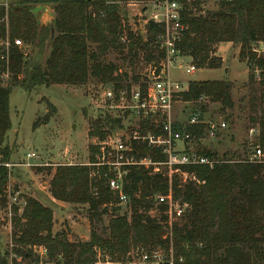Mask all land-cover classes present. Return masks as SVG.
Masks as SVG:
<instances>
[{"label":"trees","instance_id":"obj_1","mask_svg":"<svg viewBox=\"0 0 264 264\" xmlns=\"http://www.w3.org/2000/svg\"><path fill=\"white\" fill-rule=\"evenodd\" d=\"M123 1L6 0L10 39L20 38L25 50L9 46V85L0 84V208L7 204L5 164L10 151L5 140L11 126L8 101L12 86L30 91L36 86H79L95 80L129 91L128 79L139 78L121 72L113 62H105L110 50H116L130 66L141 60L158 67L164 58L156 42L162 29L149 23L144 38L132 32L127 13L118 3ZM36 7L49 11L44 21ZM3 13L0 8V16ZM182 21L185 30L176 49L197 69L220 68L222 60L216 55V48L231 43L239 48V56L250 70H259V93L250 98L256 113L250 121L255 124L252 128L258 131L257 144L264 152V56L251 51L253 42L264 41V0L220 3L203 15L185 13ZM4 30V25H0L1 38ZM254 82L249 74L248 85L253 88ZM200 97L227 108L233 105L231 84L219 80L189 81L187 89L173 95V100L198 103ZM48 119L45 116L46 123ZM121 126V117L101 113L89 134L102 139ZM147 127L145 122L143 128ZM204 127L197 124L188 130L200 138ZM134 147L138 157L164 160V155L145 144ZM89 152V160L95 162L96 147H89ZM200 153L215 163L212 167H184L190 174L185 180L175 174L169 183L161 174L132 168L124 185L129 196L125 213L120 212L118 199L108 190L107 169L57 165L51 172L47 168L52 199L87 205L89 238L70 241L64 231L53 234L52 209L28 197L21 214L15 213L12 218L11 252L30 259L29 264H39L33 246H42L49 262L56 263L60 257L64 262L93 264L94 248H98L110 256L113 264H130V254L136 249L172 247L174 264H264V162H249L248 157H217L208 148ZM169 188L175 198L188 205L182 218L171 225L163 205L154 201L155 195L165 194ZM7 255L8 249L0 246V264H10ZM178 258L182 261L178 262Z\"/></svg>","mask_w":264,"mask_h":264},{"label":"rangeland","instance_id":"obj_2","mask_svg":"<svg viewBox=\"0 0 264 264\" xmlns=\"http://www.w3.org/2000/svg\"><path fill=\"white\" fill-rule=\"evenodd\" d=\"M131 1L133 0L118 3L124 10L127 8V2ZM216 8L212 6L213 10ZM35 9L39 10L42 21L48 17L49 11L40 10L39 7ZM126 17L128 20L127 15ZM216 49V54L224 58L220 68L196 69L187 74L185 68L190 65V60L185 57L177 59L170 65L169 76L173 81L180 82L183 90H186L189 81H226L231 84L232 107L227 108L220 103L209 102L207 98L198 103L176 99L172 103L171 115L175 121H186L196 115L217 125L224 122L225 127L221 128L215 137L210 138L204 130L199 140L193 142L197 144L198 149L208 148L217 157L245 158L251 152L249 143L253 140L250 129L255 127V124L250 121V116L256 112H253L250 98L257 97L259 93L256 84L259 80V70H250L246 61L239 56V48L231 43H222ZM28 50L26 48V52ZM104 61L113 62L121 72L128 73V76H138L137 81L128 79L130 88L140 86L151 73L150 64L136 60L130 66L127 61H122L116 50H110ZM180 62L182 67H178ZM249 74L255 79L253 88L248 85ZM9 80L10 75L2 81V85H9ZM106 86L108 85L99 84L95 80L79 86H36L30 91L20 86H12L9 95L8 112L11 126L5 140V145L10 151L7 163L8 186L14 191H19L24 199L32 197L49 206L52 213L54 212L52 233L64 231L70 241H86L89 238L87 205L63 203L54 199L56 202H50L48 183L51 176L47 174V168L53 172L57 165H83L91 162L89 147H94L92 142L96 137L91 136L89 132L93 130L98 115L121 114L118 109L106 111L96 108L95 105L98 103L96 96ZM201 107L204 110H201ZM45 116L49 117L47 123ZM124 121L126 122L127 118H124ZM35 122L36 126H33ZM28 153L36 155L30 160V163L36 164L35 166L22 165L26 162ZM126 211H128L126 206L120 209L121 213ZM106 221L105 217L104 223ZM8 237L7 230L0 226V246L3 250L8 249L7 256L12 259V264L32 263L30 259L13 256L9 250L11 247L8 244ZM130 255H134V252ZM42 261V264L51 263L44 258Z\"/></svg>","mask_w":264,"mask_h":264},{"label":"built area","instance_id":"obj_3","mask_svg":"<svg viewBox=\"0 0 264 264\" xmlns=\"http://www.w3.org/2000/svg\"><path fill=\"white\" fill-rule=\"evenodd\" d=\"M234 0H133L127 2L125 9L128 20L127 25L132 32L139 33L143 38L146 35L148 24H154L162 29V34L157 37L158 48L163 51L164 58L159 66L151 63V73L143 81V87L116 89L112 84L98 92L95 105L99 110L118 109L120 115H111L122 118V126L106 133L104 138L96 137L92 145L96 147L95 162L83 164L92 168H105L110 177L107 181L108 190L116 197L122 207L129 203V196L124 192L126 176L132 168H144L152 173L161 174L171 182L173 175H179L184 180L190 178L189 171L184 167L208 166L212 167L215 160L202 155L201 149L193 141L199 140L188 128L197 124H204V130L210 138L223 127L224 122L218 125L210 121L202 120L196 115L186 121H175L172 118L173 95L184 91L178 81H173L169 76V67L177 59H184L176 49L184 33L185 25L182 16L185 13L203 15L212 6L218 7L220 3H228ZM7 2L0 1V8L4 13L0 16V25H4V36L0 37V84L9 78L8 67L9 46L25 50V44L20 38L10 39L7 26ZM131 10V12H130ZM134 10V11H132ZM124 41V38H122ZM251 51L257 56H264V41H256L251 44ZM182 67V62L178 64ZM197 68L190 61L185 68L187 74H191ZM187 89V88H186ZM200 97L198 101L203 100ZM110 114V113H108ZM123 115V117H122ZM127 118V121H124ZM145 122L148 127L143 128ZM258 131L250 129L251 152L248 156L249 162H264V152L257 144ZM197 139V140H196ZM134 144H145L146 147L158 151L164 155V160L155 161L149 157H138ZM34 153L26 154L25 167H32L36 164L30 163L34 159ZM9 167V164H5ZM7 204L0 208V226L8 233V244L12 247L11 232L12 218L14 214H21L25 207V199L20 196L19 191L12 190L9 186L6 190ZM156 204L163 205L164 215L167 217L168 225L178 221L186 212L188 205L175 198L171 188L165 194L154 196ZM154 211H150L153 214ZM11 250V249H9ZM34 253L38 256L39 264L42 258H46V250L42 246H33ZM130 264H174L175 258L172 247L168 250L154 248L150 251L136 249ZM13 254V253H12ZM13 256H16L13 254ZM20 257V256H19ZM12 259L8 258L10 264ZM182 259L178 258V262ZM110 256L98 248H94L93 264H113ZM47 264H76L64 262L60 257L56 263Z\"/></svg>","mask_w":264,"mask_h":264},{"label":"crops","instance_id":"obj_4","mask_svg":"<svg viewBox=\"0 0 264 264\" xmlns=\"http://www.w3.org/2000/svg\"><path fill=\"white\" fill-rule=\"evenodd\" d=\"M217 55V54H216ZM217 56H219L220 58H221V60L222 61H224V58L223 57H221L219 54L217 55ZM190 60V59H189ZM218 69V68H217ZM209 70H213V69H209ZM226 71H229L228 69H226ZM219 81H222V80H219ZM48 199L50 200V202H56V201H54L52 198H51V196L49 195L48 196ZM60 208H62V207H60ZM53 216H54V212H53Z\"/></svg>","mask_w":264,"mask_h":264}]
</instances>
